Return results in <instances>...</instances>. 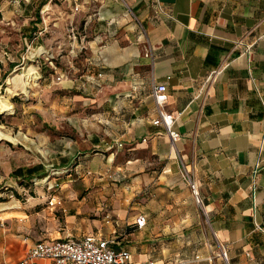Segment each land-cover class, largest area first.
<instances>
[{
    "label": "crops",
    "instance_id": "obj_1",
    "mask_svg": "<svg viewBox=\"0 0 264 264\" xmlns=\"http://www.w3.org/2000/svg\"><path fill=\"white\" fill-rule=\"evenodd\" d=\"M106 2L132 11L141 29L122 13L114 20L128 24L124 33L90 45L75 79L87 110L75 139L47 143L51 155L59 149L50 164L15 171L65 179L0 211V264H16L37 241L86 234L129 251V264H264V0ZM157 84L167 88L175 147L152 124Z\"/></svg>",
    "mask_w": 264,
    "mask_h": 264
},
{
    "label": "rangeland",
    "instance_id": "obj_2",
    "mask_svg": "<svg viewBox=\"0 0 264 264\" xmlns=\"http://www.w3.org/2000/svg\"><path fill=\"white\" fill-rule=\"evenodd\" d=\"M69 1L1 0L0 96L10 107L0 106V211L27 204L43 190L54 193L59 188L65 177L55 185L46 175L18 179L15 171L50 164L51 157L59 158V149L53 156L47 143L62 137L75 139V127L81 124L78 116L87 112L75 88L80 63L87 62L96 36L101 44L115 32L124 33L128 24L116 25L114 20L122 21V13L137 23L132 11L122 7L117 12L106 0L87 4L78 0L76 11ZM137 28L141 29L139 23ZM30 55L32 62L27 59ZM10 61L19 62L18 67L8 69ZM45 169L48 174L57 171ZM71 175L76 176L74 171ZM60 203L48 201L55 209Z\"/></svg>",
    "mask_w": 264,
    "mask_h": 264
},
{
    "label": "built area",
    "instance_id": "obj_3",
    "mask_svg": "<svg viewBox=\"0 0 264 264\" xmlns=\"http://www.w3.org/2000/svg\"><path fill=\"white\" fill-rule=\"evenodd\" d=\"M74 10H78L75 6ZM159 11L165 12L162 7ZM153 97L157 107V119L152 120L154 125H162L165 129L169 143L175 147L180 139V134L175 129V117L164 109L167 101V88L165 84H157L153 87ZM189 182L190 189L197 204L201 199L197 186L184 173ZM50 201V205H54ZM59 204V203H57ZM138 229L146 225L145 215H138L134 220ZM219 256L227 262V254L223 247L220 248ZM45 260L47 264H129L131 253L127 250H116L112 247V241L103 239L94 234H86L79 238H64L53 240H41L32 244L26 254L16 264H34L37 260ZM138 264H157L152 259L140 261Z\"/></svg>",
    "mask_w": 264,
    "mask_h": 264
},
{
    "label": "bare ground",
    "instance_id": "obj_4",
    "mask_svg": "<svg viewBox=\"0 0 264 264\" xmlns=\"http://www.w3.org/2000/svg\"><path fill=\"white\" fill-rule=\"evenodd\" d=\"M0 106H3L5 108L10 107V105L8 104V102H6V100L4 98H2L1 96H0Z\"/></svg>",
    "mask_w": 264,
    "mask_h": 264
},
{
    "label": "trees",
    "instance_id": "obj_5",
    "mask_svg": "<svg viewBox=\"0 0 264 264\" xmlns=\"http://www.w3.org/2000/svg\"><path fill=\"white\" fill-rule=\"evenodd\" d=\"M0 8H1V0H0ZM0 18H1V14H0ZM11 66H14V65H13V64H12V65L10 64V67H11Z\"/></svg>",
    "mask_w": 264,
    "mask_h": 264
}]
</instances>
